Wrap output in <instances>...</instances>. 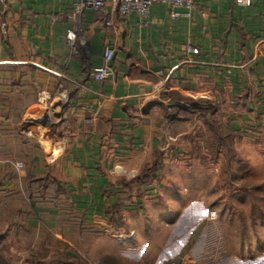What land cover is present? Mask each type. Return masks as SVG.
Masks as SVG:
<instances>
[{
  "label": "crops",
  "instance_id": "crops-1",
  "mask_svg": "<svg viewBox=\"0 0 264 264\" xmlns=\"http://www.w3.org/2000/svg\"><path fill=\"white\" fill-rule=\"evenodd\" d=\"M77 1L7 0L0 217L19 238L67 228L81 245L134 231L119 239L123 264L141 234L165 233L190 207L182 178L199 130L264 128V0H194L178 18L154 4L145 23L114 5L77 13Z\"/></svg>",
  "mask_w": 264,
  "mask_h": 264
},
{
  "label": "rangeland",
  "instance_id": "rangeland-1",
  "mask_svg": "<svg viewBox=\"0 0 264 264\" xmlns=\"http://www.w3.org/2000/svg\"><path fill=\"white\" fill-rule=\"evenodd\" d=\"M220 122L199 130L188 150L182 181L191 205L181 221L153 238L141 234L140 251L122 253L123 264H264V128L234 134ZM5 221L0 217V264L122 263L119 232L81 245L67 228L22 230L19 238L18 225Z\"/></svg>",
  "mask_w": 264,
  "mask_h": 264
},
{
  "label": "built area",
  "instance_id": "built-area-1",
  "mask_svg": "<svg viewBox=\"0 0 264 264\" xmlns=\"http://www.w3.org/2000/svg\"><path fill=\"white\" fill-rule=\"evenodd\" d=\"M194 0H79L75 3V10L77 13H81L85 8H91L95 10H101L108 5L118 6L120 18L125 19L130 13L137 12L140 19L145 23L150 16L151 7L154 4H165L171 9V15L173 18H178L182 14L177 11L178 8H191ZM239 4H249L250 0H237ZM7 7V0H0V28L5 29L7 27V22L3 20L5 16ZM189 15L188 13L186 14ZM69 40L73 41L75 39V32L68 31L67 34ZM194 53H197V49H192ZM103 57L107 65L115 57V50L111 47H106L103 51ZM107 68H98L96 70L95 78L97 80H104L107 78ZM23 164H18L21 168ZM135 232L132 231L126 236L119 234L120 240H125L129 237H134Z\"/></svg>",
  "mask_w": 264,
  "mask_h": 264
},
{
  "label": "trees",
  "instance_id": "trees-1",
  "mask_svg": "<svg viewBox=\"0 0 264 264\" xmlns=\"http://www.w3.org/2000/svg\"><path fill=\"white\" fill-rule=\"evenodd\" d=\"M109 221L112 224V226L119 227V211L118 210H114L110 212Z\"/></svg>",
  "mask_w": 264,
  "mask_h": 264
}]
</instances>
